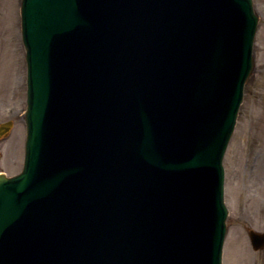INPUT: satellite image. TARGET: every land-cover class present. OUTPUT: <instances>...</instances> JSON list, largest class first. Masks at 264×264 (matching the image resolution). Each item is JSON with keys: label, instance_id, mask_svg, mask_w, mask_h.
Returning <instances> with one entry per match:
<instances>
[{"label": "water", "instance_id": "1", "mask_svg": "<svg viewBox=\"0 0 264 264\" xmlns=\"http://www.w3.org/2000/svg\"><path fill=\"white\" fill-rule=\"evenodd\" d=\"M21 5L24 164L0 174V264H220L251 0Z\"/></svg>", "mask_w": 264, "mask_h": 264}, {"label": "rangeland", "instance_id": "2", "mask_svg": "<svg viewBox=\"0 0 264 264\" xmlns=\"http://www.w3.org/2000/svg\"><path fill=\"white\" fill-rule=\"evenodd\" d=\"M258 16L254 69L247 79L234 131L224 157V201L228 210L222 264H264L247 230L264 229V0H252ZM20 0H0V123L11 121L0 139V173L22 166L25 110L24 49L19 30Z\"/></svg>", "mask_w": 264, "mask_h": 264}]
</instances>
